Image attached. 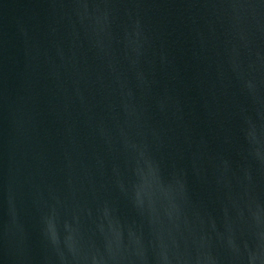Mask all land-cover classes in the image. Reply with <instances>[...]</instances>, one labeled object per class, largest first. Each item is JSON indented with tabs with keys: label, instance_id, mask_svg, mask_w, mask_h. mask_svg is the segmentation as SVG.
<instances>
[{
	"label": "water",
	"instance_id": "water-1",
	"mask_svg": "<svg viewBox=\"0 0 264 264\" xmlns=\"http://www.w3.org/2000/svg\"><path fill=\"white\" fill-rule=\"evenodd\" d=\"M0 264H264V0H0Z\"/></svg>",
	"mask_w": 264,
	"mask_h": 264
}]
</instances>
